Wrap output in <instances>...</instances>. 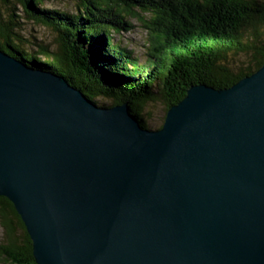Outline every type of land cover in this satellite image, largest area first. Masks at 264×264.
Instances as JSON below:
<instances>
[{
    "label": "water",
    "instance_id": "obj_1",
    "mask_svg": "<svg viewBox=\"0 0 264 264\" xmlns=\"http://www.w3.org/2000/svg\"><path fill=\"white\" fill-rule=\"evenodd\" d=\"M99 98L0 48V197L35 263L264 264V64L157 129Z\"/></svg>",
    "mask_w": 264,
    "mask_h": 264
},
{
    "label": "trees",
    "instance_id": "obj_2",
    "mask_svg": "<svg viewBox=\"0 0 264 264\" xmlns=\"http://www.w3.org/2000/svg\"><path fill=\"white\" fill-rule=\"evenodd\" d=\"M55 2L1 0L0 48L61 76L94 103L112 94L147 129L158 106L163 122L190 87L229 88L264 64V0H68L70 11ZM131 20L144 33L141 63L114 39L132 30ZM0 225L5 264H36L24 224L3 197Z\"/></svg>",
    "mask_w": 264,
    "mask_h": 264
},
{
    "label": "rangeland",
    "instance_id": "obj_3",
    "mask_svg": "<svg viewBox=\"0 0 264 264\" xmlns=\"http://www.w3.org/2000/svg\"><path fill=\"white\" fill-rule=\"evenodd\" d=\"M55 7L60 10L64 11H70L71 5L68 0H56ZM46 8H51L50 4H45ZM0 9L1 8V0H0ZM130 23L133 25L132 30L128 32H124L121 36H114L115 41L121 42L122 46L126 47L127 50H130L133 52V56L138 58L140 63L142 62V53H143V42H144V33L142 27L139 26V24L135 21H130ZM28 27L32 28L34 31L39 32L40 35H43L46 37L47 41L50 42L53 40L51 33L43 26H39L33 23H28ZM27 28V29H30ZM106 99L103 98H97L96 103L98 105H102L105 103ZM155 113L153 115V118L151 119L152 124L148 127V129H157L163 122L161 121V111L160 107L155 109ZM164 121V120H163ZM5 236L3 228L0 225V246L3 247L5 245ZM4 255L0 251V264H5Z\"/></svg>",
    "mask_w": 264,
    "mask_h": 264
}]
</instances>
